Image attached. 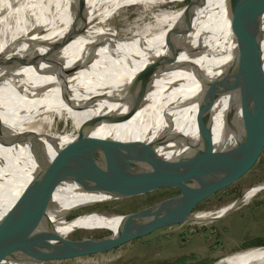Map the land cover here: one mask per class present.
Wrapping results in <instances>:
<instances>
[{
  "label": "bare ground",
  "instance_id": "1",
  "mask_svg": "<svg viewBox=\"0 0 264 264\" xmlns=\"http://www.w3.org/2000/svg\"><path fill=\"white\" fill-rule=\"evenodd\" d=\"M162 1L171 0H0V62L5 60L0 65V216L44 159L32 156L30 150L45 149L47 164L59 145L87 134L150 140L181 132L187 142L196 137L194 111L201 82L218 74L230 59L232 27L245 0H193L187 8L178 9H163ZM130 2L142 6L132 25L108 28L117 9ZM144 9L154 11L147 20ZM259 30L250 65L262 63L264 78V14ZM206 39L209 46L203 52ZM247 63L232 73L245 71ZM152 72L147 89L137 94ZM249 76L253 82L261 78L260 71ZM237 111V91L218 93L211 106V128L223 124L225 114ZM51 114L68 117L73 130L48 132L42 124ZM107 115L111 121L104 120ZM181 142L169 140L156 151L168 153L170 144ZM153 179L150 173L144 182ZM260 188L264 183L249 188L240 199ZM87 192L105 197L84 191L72 181L55 187L50 219L56 230L113 229L119 223V214L96 212L65 220L60 213L79 204ZM37 195L42 194L23 196ZM227 207L213 211L214 215ZM231 255H244L231 264H264V245ZM226 259L214 263L223 264Z\"/></svg>",
  "mask_w": 264,
  "mask_h": 264
},
{
  "label": "water",
  "instance_id": "2",
  "mask_svg": "<svg viewBox=\"0 0 264 264\" xmlns=\"http://www.w3.org/2000/svg\"><path fill=\"white\" fill-rule=\"evenodd\" d=\"M263 14L264 0H245L238 7L232 27L231 57L218 74L201 82L194 111L196 137L192 141L187 142L181 132L150 140L87 134L59 145L55 158L47 160V164L45 149L30 150L32 156L44 159L30 172L15 200L0 216V262L42 264L64 260L107 251L151 232L169 229L191 219L201 200L249 170L264 143L263 68L262 63L250 65L261 37L259 25ZM247 61L245 71L232 73ZM257 71L261 78L253 82L249 73ZM154 73L137 94L147 89ZM224 91H237L238 111L224 115V142L214 143L211 106L217 94ZM111 117L107 115L104 120L111 121ZM176 138L186 147L167 156L156 151L158 145ZM150 173L155 180L144 182ZM64 180L75 182L84 191L105 195L63 210L60 214L67 221L92 212L67 216L69 211L97 202L142 194L160 186L172 187L174 192L132 211L116 213L121 219L113 229L75 226L61 233L50 219L55 207L51 194ZM35 191L42 195L24 199L25 193ZM75 230L99 232L70 235Z\"/></svg>",
  "mask_w": 264,
  "mask_h": 264
},
{
  "label": "rangeland",
  "instance_id": "3",
  "mask_svg": "<svg viewBox=\"0 0 264 264\" xmlns=\"http://www.w3.org/2000/svg\"><path fill=\"white\" fill-rule=\"evenodd\" d=\"M191 2L193 3V0H171L161 3L163 9H178L184 6L187 8ZM140 10H142V6L134 2L124 4L115 12L113 22L106 26L110 28L112 25L118 30L130 26ZM143 11L146 15L145 20L149 19V15L154 12L147 9ZM184 20L188 23L189 15H186ZM172 33L177 35L175 29ZM208 38L209 41L212 39ZM207 41V39L206 41L203 40L206 42L203 52H207L209 46ZM3 63L0 62V65ZM84 71L87 70L84 68ZM48 117L49 120L42 124L48 132L60 134L73 130L71 120L65 115L51 114ZM225 133L224 123L212 129L214 143L219 141L222 143L220 138ZM183 143L170 144L168 153L160 154L167 156L177 152L185 145L177 148H174L173 145ZM161 145L158 146V149ZM261 183H264V143L249 170L234 182L201 200L195 206L191 219L169 229L157 230L144 237L132 239L107 251L42 264H212L224 257L227 259L223 264H231L245 255L234 257L231 254L262 245L250 244V242L257 237H264V188L258 189L246 199H240L246 190ZM173 192L174 188L172 187L160 186L142 194L101 201L71 210L67 216L91 210L92 212L80 214L76 218L89 215L95 211L107 215L121 214L145 206ZM98 199H101V196L87 192L80 203ZM226 205H229L226 210L220 215H214L213 211ZM96 232L99 231L75 230L70 235Z\"/></svg>",
  "mask_w": 264,
  "mask_h": 264
},
{
  "label": "trees",
  "instance_id": "4",
  "mask_svg": "<svg viewBox=\"0 0 264 264\" xmlns=\"http://www.w3.org/2000/svg\"><path fill=\"white\" fill-rule=\"evenodd\" d=\"M160 199V198H159ZM158 200V199H157ZM250 244H263L264 245V237L260 238V237H257L255 238L254 241H251ZM259 246H262V245H259Z\"/></svg>",
  "mask_w": 264,
  "mask_h": 264
}]
</instances>
